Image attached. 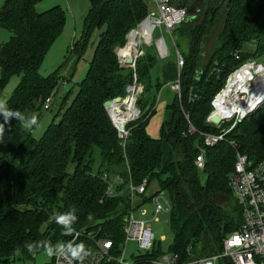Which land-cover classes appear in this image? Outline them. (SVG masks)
<instances>
[{"label":"trees","instance_id":"1","mask_svg":"<svg viewBox=\"0 0 264 264\" xmlns=\"http://www.w3.org/2000/svg\"><path fill=\"white\" fill-rule=\"evenodd\" d=\"M40 1L8 0L0 10V23L15 32L8 42L0 43V95L13 76L22 75L7 105L25 116L41 114L62 79L58 73L45 77L40 68L65 26L66 13L60 6L39 12ZM195 1L171 0L172 5L187 9L185 21L173 31L182 39H188L187 26L195 19L189 9ZM217 2L210 1L204 20L190 32V53L182 55L185 65L181 92L175 91L167 103L172 118L163 123L159 139L152 138L146 127L168 84L162 76L165 65L152 47H146L138 58L136 74L143 92L137 104L142 114L130 125L131 137L124 148L105 104L125 97L127 87L134 81V70L120 66L117 51L126 46L128 34L148 18L149 0H90L82 38L74 46L78 58L83 56L94 33L99 31L100 35L78 91L72 90L62 98L41 138L33 137L13 118L5 125L0 139V264L32 261L34 256L24 248L25 243L69 241L70 236H63L56 223L49 231L43 227L51 216L72 207L78 216L75 230H101L103 237L114 241V253L118 255L126 239L124 218L130 196L123 192L115 198L107 197L104 173L121 174L135 184L147 179L169 193L173 235L170 252L179 256L180 264L222 253L224 240L239 230L244 220L229 186L237 161V152L230 142H235L255 164L264 161V106L240 121L227 141L205 147L204 170L196 167L195 160L204 147L200 133L219 134L231 126L218 129L208 123L212 102L229 76L242 63L251 59L262 62L264 58V0ZM223 8L226 14L219 43L203 65V40ZM248 43L256 44L255 53L244 51ZM126 52L134 57L128 49ZM236 52L241 55L239 60ZM121 61L127 66L122 58ZM3 122L0 116V123ZM191 126L196 129L194 134L190 133ZM164 140L171 147L166 163ZM222 197L233 200L232 204L224 208L219 203ZM78 243L88 248L93 245L86 239ZM163 254L159 241L157 250L148 258H138L137 264ZM219 264L233 263L222 258Z\"/></svg>","mask_w":264,"mask_h":264},{"label":"built area","instance_id":"2","mask_svg":"<svg viewBox=\"0 0 264 264\" xmlns=\"http://www.w3.org/2000/svg\"><path fill=\"white\" fill-rule=\"evenodd\" d=\"M151 2L155 5L157 10L156 14L148 16L147 20V22H151L153 27L151 40L149 43L139 45V49L143 45L147 47L154 46L156 47L159 58L161 60H167L170 56V52L166 41L163 36L154 40V31L157 28L166 29L176 45L173 38V31L185 21L188 14L187 9L172 5L171 0H151ZM176 50L178 73L173 89L180 93L181 71L185 62L177 46ZM143 55L144 52L141 51L139 55L136 56V63L138 58ZM235 57L239 60L241 58L240 53L236 52ZM120 62L121 67L126 66L122 63L121 58ZM136 63L133 66H130L134 70V81L127 87L126 96L120 97L122 98V103L117 104L114 99L109 101L111 102V107L107 108L112 123L118 132L121 145L124 148L131 137L130 125L141 117V111L137 103L143 92V86L139 83L136 74ZM243 70H247V73L250 75L249 84L248 86L240 87L236 94L242 97L243 106L250 100L251 95L254 93L255 84L260 80L261 75L264 72V63L252 59L242 63L229 76L225 87L212 102L213 112L208 118V123L218 110L216 103L219 98L223 96L236 75ZM52 102L53 98L51 97L47 100L46 107L50 108ZM125 102L133 103L134 111L131 117L126 120H121L129 111L125 107ZM115 106H120V110L115 109ZM256 109H250L244 113L237 112L234 114H225L221 125L210 123L218 129H221V127L226 124H231V126L219 134L201 133L203 140L202 145L204 147L200 149V153L195 160V165L199 170L202 171L206 167L205 147H214L221 142L227 141V136L234 130L237 124L249 117V115ZM121 127H123V129H121ZM195 132L196 130L191 126L190 133L194 134ZM230 144L237 152V161L235 169L230 176L229 186L237 204L242 210L244 219L243 224L239 230L235 231L224 240L222 253L213 255L209 258L199 259L188 264H219L220 259L222 258L229 259L233 264H264V161L255 164L247 155L241 153L240 147L235 142L232 141ZM128 172L130 173V169H128ZM102 180L107 184V197L115 198L123 192L128 193L130 196L128 213L124 218V233L126 235L125 244L133 241L138 244L140 250L147 252L148 254L155 252L157 250L158 241L152 230L151 222L136 219V214L146 205L153 206V214L155 217L163 213L170 214L172 210L171 199L167 198L165 192L158 193L152 197H147L146 195L151 187V184L147 179L141 184H135L131 178L130 181H126L121 174L113 175L104 173L102 175ZM162 199L164 203L161 202ZM82 239L89 240L93 243L89 248L91 255L85 260L84 264H104L105 262L112 261H116L119 264H132L125 260V250L121 253L120 249V252H118L119 256L115 255L114 241L103 237L101 235V230H75V233L70 236L69 240H75L76 243H78ZM179 261V256L170 252L151 260V263L180 264ZM53 264H58L56 257H54ZM59 264H67V262L61 259Z\"/></svg>","mask_w":264,"mask_h":264},{"label":"rangeland","instance_id":"3","mask_svg":"<svg viewBox=\"0 0 264 264\" xmlns=\"http://www.w3.org/2000/svg\"><path fill=\"white\" fill-rule=\"evenodd\" d=\"M7 1L8 0H0V10L4 8ZM210 1L211 0H196L193 4L189 5L190 11H192V13L195 14V19L192 20V22H190V24L187 26L188 39L187 38L182 39L178 37L176 33H173L174 34L173 38L176 42L175 45L170 33L166 29L157 28L154 31L153 34L154 40H157L158 38H161L163 36L166 41L168 50L170 52V56L167 60L159 59L160 62L166 66L164 68L165 71L164 75H167V79L169 77L173 78L174 75L176 76L175 74L176 70H174L175 65H177L176 46L179 52L183 56H186L190 53L191 50L190 32H192L196 28V26H198L204 20L206 16V8L207 5L210 3ZM55 6H60L65 11L66 23L62 32L51 44L41 65L40 73L45 77L51 74L58 73V75L62 79L57 88V92L51 95V97L54 100L51 107L50 108L46 107V103H47L46 101L43 108L44 110L41 112V114L30 113L29 115H27V117L35 116L38 120V126H34L31 130L27 129V131L31 132L32 136L37 139L43 136L48 126L52 123L54 116L58 112V107L62 98L64 96L69 95L70 91L72 90L74 91V93L78 91V84L86 77L87 71L89 69L90 61L93 58L94 51L97 46L100 35L99 31H96L94 33V35L91 37L88 43L85 52L83 53V56L78 58V56L74 52V46L75 43H77L82 38L84 21L90 9V0H41L37 5V10L39 12H44ZM149 6H150L149 16L156 14L157 11L156 7L151 2V0H149ZM225 14H226V10L225 8H223L216 17V20L214 22V27L212 28V30H210L208 35L203 40V44H202L203 65L208 63L211 54L213 53L214 49L219 43V36L223 29ZM138 28H140V26ZM130 33L127 36V44ZM14 35H15L14 31H12L8 27L0 23V43L8 42L10 38ZM246 45L247 44H245L244 47ZM126 46L124 48L119 47L117 51L120 66H121L120 54L122 58L123 51L125 50ZM146 47L147 46L143 45L142 47H140V50L144 51ZM155 48L156 47H152L153 51L157 52ZM262 63H264V58L262 59ZM123 67L131 68L130 66H123ZM21 79H22V75H15L10 79L9 83L7 84V86L4 88V90L0 95V101L3 102L8 101V99L13 95L14 91L20 84ZM175 80H177V78ZM162 90L164 92L163 94L160 93V98H159L160 102H158L156 112L153 114L146 127L147 133L154 139L160 138L161 128L163 123L172 118V113L167 109V103L171 98H173L175 92L173 95H171L170 91L167 88V85ZM70 97H71L70 100H72V94H70ZM127 105L130 104H126V106ZM140 114H142V112H140ZM187 119L189 120L188 116ZM200 138L202 139L201 133H200ZM162 150H163V163H166L169 161L171 156V147L166 140L162 142ZM161 192H165L167 198L170 199L169 193L167 191L161 190V188L156 184L151 185L146 196L152 197L153 195H156ZM161 202L164 203L163 199L161 200ZM232 202L233 200L231 199L229 200L227 197H222L219 200L220 205L224 206V208H227L230 204H232ZM53 217L54 216H51L49 221L44 225L43 227L44 230L46 229L47 231L51 230V227L55 224ZM136 219L150 221L152 225V230L155 233L156 240L158 242L159 241L162 242L163 253L164 254L170 253V248L173 245L170 214L163 213L155 217V215L153 214V206L146 205L145 207H143V209H140L137 212ZM124 250H125V260L132 264L139 263L138 258L142 256L148 258L147 257L148 253L140 250L136 242L130 241L127 244H125L124 242V244L121 247V253ZM53 258L54 257H48L46 254L41 252L35 255L32 261L21 263L20 261L18 262L16 260V261H12L10 264H53ZM145 258L140 260V262L144 264H152L150 260L148 259L146 260Z\"/></svg>","mask_w":264,"mask_h":264},{"label":"clouds","instance_id":"4","mask_svg":"<svg viewBox=\"0 0 264 264\" xmlns=\"http://www.w3.org/2000/svg\"><path fill=\"white\" fill-rule=\"evenodd\" d=\"M0 116L3 117L4 121L0 123V139L3 138L5 133V125L9 124L13 118L25 129L31 130L34 126H38V120L35 116L27 117L18 110L10 109L7 102L0 101ZM53 219L62 228L63 236H72L75 233L74 225L78 220L75 207L57 213ZM88 220H92L91 214H89ZM24 248L33 256L43 252L48 257H56L58 264L61 259L65 260L67 264H84L85 260L91 255L89 248L84 243H76L75 240L58 241L56 243L49 240H40L25 243Z\"/></svg>","mask_w":264,"mask_h":264},{"label":"bare ground","instance_id":"5","mask_svg":"<svg viewBox=\"0 0 264 264\" xmlns=\"http://www.w3.org/2000/svg\"><path fill=\"white\" fill-rule=\"evenodd\" d=\"M152 24L151 22H146L145 24L141 25L140 28L136 30V32L132 33L129 36L128 44L123 51V60L124 63L128 64L131 62V60L136 59V56L139 55L140 49L139 45L143 43H149L151 40V32H152ZM126 49L134 56V57H128V54L126 52ZM249 77L250 75L247 73V70H243L239 74L236 75L235 79L232 81V83L229 85L228 89L225 91L223 96H221L216 103V106L218 108L216 115H218L221 118H224L225 114H234L237 112L244 113L248 110H253L258 108L262 103H264V72L261 75V78L258 82L255 84L254 93L250 97V102L247 101V104L243 106L242 104V97L236 92L240 89L242 86H248L249 84ZM126 104H130L127 105ZM125 104V107L127 110H129L125 116L121 120H126L129 117L132 116V113L134 111V104L131 102H128ZM115 109L120 110V106H115Z\"/></svg>","mask_w":264,"mask_h":264},{"label":"crops","instance_id":"6","mask_svg":"<svg viewBox=\"0 0 264 264\" xmlns=\"http://www.w3.org/2000/svg\"><path fill=\"white\" fill-rule=\"evenodd\" d=\"M251 44V45H250ZM256 48H257V46H256V44L255 43H249V44H247L245 47H244V51L246 52V53H249V54H252V53H255V51H256ZM251 51V53H250V51ZM166 66H164L163 67V78L165 79V81L166 82H168V84H167V88H168V90L170 91V93H171V95H173L174 94V92H175V90L173 89V85H174V83L176 82V78H177V72H178V68H177V65H175V69L174 70H176V76L174 75L173 76V78L172 77H169L168 79H167V75H164L165 74V71H164V68H165ZM166 76V77H165ZM176 77V78H175Z\"/></svg>","mask_w":264,"mask_h":264},{"label":"water","instance_id":"7","mask_svg":"<svg viewBox=\"0 0 264 264\" xmlns=\"http://www.w3.org/2000/svg\"><path fill=\"white\" fill-rule=\"evenodd\" d=\"M193 15H194V17H195V14L193 13ZM147 20H148V18L142 23V24H144L145 22H147ZM141 24V25H142ZM140 25V26H141ZM134 32H136V30H133L131 33H130V35L132 34V33H134ZM129 35V36H130ZM136 63V60L135 59H133V60H131V62L129 63V65H127V66H133L134 64ZM115 102L117 103V104H120V103H122V98H116L115 99ZM262 106H264V103H263V105ZM261 106V107H262ZM105 107H106V109L107 108H110L111 107V102H107L106 104H105ZM261 107H259L258 109H256V110H254L250 115H252V114H254L256 111H258ZM249 115V116H250ZM209 123H212V124H215V125H221L222 123H223V118H221V117H219L218 115H213V117L209 120ZM121 129H123V127H121Z\"/></svg>","mask_w":264,"mask_h":264}]
</instances>
